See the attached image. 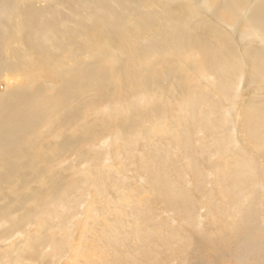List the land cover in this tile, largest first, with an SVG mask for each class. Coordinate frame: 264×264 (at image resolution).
<instances>
[{
	"label": "bare ground",
	"instance_id": "obj_1",
	"mask_svg": "<svg viewBox=\"0 0 264 264\" xmlns=\"http://www.w3.org/2000/svg\"><path fill=\"white\" fill-rule=\"evenodd\" d=\"M169 1L0 0V264H264V0Z\"/></svg>",
	"mask_w": 264,
	"mask_h": 264
},
{
	"label": "rangeland",
	"instance_id": "obj_2",
	"mask_svg": "<svg viewBox=\"0 0 264 264\" xmlns=\"http://www.w3.org/2000/svg\"><path fill=\"white\" fill-rule=\"evenodd\" d=\"M191 1V0H190ZM212 2L213 1H215V0H211ZM170 2V4H169V10H172V12L173 11H177V12H179L180 10H185V8H186V6L184 5H182V3H180V0H170L169 1ZM173 2V3H172ZM115 4H116V6H117V3L115 2ZM190 5L191 6H194V5H197V2H195V0H192L191 1V3H190ZM211 5V4H210ZM205 7H206V5H204ZM174 7V8H173ZM205 7H203L204 8V10H206L205 9ZM183 8V9H182ZM148 9H151V10H153V5L152 6H149L148 7ZM157 9L158 10H162L163 8H158L157 7ZM193 9H195L194 7H193ZM100 11H102V10H100ZM119 11V12H118ZM118 11H114V13H113V15L114 16H118V15H120V18H119V23H118V27H119V32L118 31H115V33H116V36L117 35H119V33L122 35V36H124V38H127V39H129L130 40V38L131 39H133V38H135L137 35H139L138 33L140 32H145L144 30L142 31L141 29H140V27H138V25H139V21H135L136 22V26L134 25V23L133 22H131V24H129V23H127L126 22V20H130V21H132L131 20V17H134V16H127V14H126V12L124 11V10H118ZM101 14L102 15H104L105 13L104 12H101ZM118 14V15H117ZM119 17V16H118ZM122 17L124 18L123 20H124V22H123V20H122ZM122 21V22H121ZM117 22V21H116ZM148 24V26L149 25H151L152 24V20L150 21V22H148L147 23ZM122 26V28H121V26ZM130 25V26H129ZM224 25V27L226 28V29H228L227 31H228V33L229 34H231L233 37H236V38H238L239 39V34L240 33H238L239 31H238V29H237V26L235 25L234 27H232V28H234V29H232L231 28V26L230 25H226V24H223ZM129 28V31H123V30H128L127 29V27ZM125 27H126V29H125ZM130 27H131V29H130ZM135 27V28H134ZM134 29V31L135 32H133L132 30ZM139 32H138V31ZM122 31V32H121ZM131 31V32H130ZM127 32V33H126ZM138 32V33H137ZM114 31L113 32H111V33H107V38H108V40H110L111 39V42H113L114 40H115V43H116V39H114ZM129 33V34H128ZM127 34V35H126ZM95 35H99V33H96ZM126 35V36H125ZM112 37V38H111ZM102 39V38H101ZM95 43V48H97L99 45H100V43H99V41H98V44L96 45V41L95 42H93V44ZM115 46V47H114ZM114 46H110V48H108V52H109V54H119V52L117 51L118 50V46H117V44H115ZM94 48V49H95ZM130 50L131 49H129V50H127V52H126V54L125 55H127V54H129L130 53ZM112 51V52H111ZM122 57V56H121ZM125 57V56H124ZM136 57V55L134 56V58ZM134 60V59H133ZM108 63H110V62H108ZM109 65H112V64H109ZM116 64H114V66H115ZM8 76H11V75H6V76H4L3 78H8ZM3 89H5V88H3ZM3 89H1V90H3ZM107 101H105V105H109L110 103H115V104H117L116 103V101H117V98H116V94L115 95H113V94H109V95H107ZM99 104H100V102H99ZM118 105V104H117ZM142 108V107H141ZM141 108H138V111H139V109H140V118L142 119L143 118V116H144V114H145V118H146V116L148 117V114H146L145 112L143 113V116H142V110H143V108L141 109ZM108 109H114V107L113 108H108ZM108 113H110V115H108V119L110 120V121H112L113 122V124H114V126L115 127H117V125H119L121 122L122 123H124L125 122V120H127V119H130V118H132V121H133V119H134V116H135V111H133V113H132V115L133 116H130V115H128V112H126L125 114L124 113H122V114H124L123 115V117H122V115L120 114V117H119V115L117 116L116 115V117L117 118H115L114 119V113L113 112H108ZM123 118V119H122ZM135 118H136V116H135ZM144 119V118H143ZM116 120H117V122H116ZM132 121H130L129 123H131ZM129 123L127 124V125H125V126H123V127H121L124 131H126V129L128 130V128H129ZM107 142H108V140H107ZM110 145H106L107 147L105 148V151H107L108 150V147H110V146H112L113 144H112V142H110L109 143ZM112 144V145H111ZM119 158L120 157H118L117 159L119 160ZM115 161H116V158H115ZM60 169V168H59ZM72 170V167L70 166L68 169L66 168V169H60V171H57L56 173H55V175H56V179H57V182H58V180H59V178L60 177H64V176H67L69 173H71V170ZM68 173H67V172ZM13 175V174H12ZM137 175H142V174H140V173H138ZM10 177H12V176H10ZM8 180V179H7ZM6 180V181H7ZM142 185H144V184H147V182L143 179L142 180ZM141 184V183H140ZM146 186V185H145ZM4 247V246H3ZM26 251H29L28 250V248L26 249Z\"/></svg>",
	"mask_w": 264,
	"mask_h": 264
}]
</instances>
